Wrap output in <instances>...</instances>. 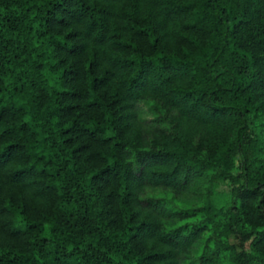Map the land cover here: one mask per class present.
Returning a JSON list of instances; mask_svg holds the SVG:
<instances>
[{
    "label": "trees",
    "instance_id": "trees-1",
    "mask_svg": "<svg viewBox=\"0 0 264 264\" xmlns=\"http://www.w3.org/2000/svg\"><path fill=\"white\" fill-rule=\"evenodd\" d=\"M146 99L176 110L149 142ZM261 116L264 0H0V264H179L217 211L167 229L188 214L140 191L206 168L244 229L220 247L264 264Z\"/></svg>",
    "mask_w": 264,
    "mask_h": 264
},
{
    "label": "rangeland",
    "instance_id": "rangeland-1",
    "mask_svg": "<svg viewBox=\"0 0 264 264\" xmlns=\"http://www.w3.org/2000/svg\"><path fill=\"white\" fill-rule=\"evenodd\" d=\"M135 107L137 119L141 122L142 128L144 129L146 142L150 141V131H155L157 130L156 128L164 129L167 132L171 130L174 131V116L176 115V110L168 112L162 108L158 102L148 99L138 101ZM250 120L253 121V128H255V131H257L262 124L264 125L263 116ZM184 125L194 128L191 123ZM131 162L134 168L138 170L134 158H131ZM232 174L236 175L238 172L233 168ZM183 182L185 186L182 187L180 191H175L172 187L164 184H155L151 182L144 183L141 188L140 198L143 203H150L159 208L188 214V217L182 220L174 218V223L170 225L166 224L167 229L179 226V224L183 228V233L187 232L185 229H198L200 226L198 222L201 218H204L200 208L209 204V207L218 213L212 218V223L216 224L220 222V225L223 226L231 222L232 230H236L237 232L244 230L240 224L235 223L234 217H230L228 207H233L237 198L231 194V186L225 179L220 178L216 169L206 168L197 176L190 177L188 182ZM212 223L207 225V230H202L199 238L187 248L186 253L181 256L179 264H201V260L205 257H211L220 264H235L231 259L230 251L220 247L218 238L222 236L223 241L239 250L238 236H235L232 232L226 234L221 231L222 233L219 234L218 229H214Z\"/></svg>",
    "mask_w": 264,
    "mask_h": 264
}]
</instances>
